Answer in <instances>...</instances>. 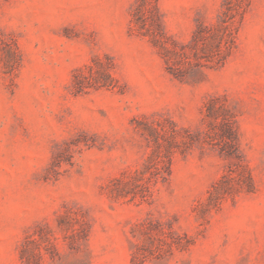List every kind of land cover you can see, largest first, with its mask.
Wrapping results in <instances>:
<instances>
[{
    "label": "rangeland",
    "instance_id": "1",
    "mask_svg": "<svg viewBox=\"0 0 264 264\" xmlns=\"http://www.w3.org/2000/svg\"><path fill=\"white\" fill-rule=\"evenodd\" d=\"M0 264H264V0H0Z\"/></svg>",
    "mask_w": 264,
    "mask_h": 264
},
{
    "label": "trees",
    "instance_id": "2",
    "mask_svg": "<svg viewBox=\"0 0 264 264\" xmlns=\"http://www.w3.org/2000/svg\"><path fill=\"white\" fill-rule=\"evenodd\" d=\"M229 34L231 35V32H229Z\"/></svg>",
    "mask_w": 264,
    "mask_h": 264
}]
</instances>
